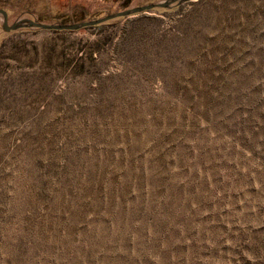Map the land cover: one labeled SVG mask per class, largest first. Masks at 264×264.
<instances>
[{
	"label": "rangeland",
	"instance_id": "1",
	"mask_svg": "<svg viewBox=\"0 0 264 264\" xmlns=\"http://www.w3.org/2000/svg\"><path fill=\"white\" fill-rule=\"evenodd\" d=\"M164 1L0 10L72 25ZM2 25L0 264H264V0Z\"/></svg>",
	"mask_w": 264,
	"mask_h": 264
},
{
	"label": "water",
	"instance_id": "2",
	"mask_svg": "<svg viewBox=\"0 0 264 264\" xmlns=\"http://www.w3.org/2000/svg\"><path fill=\"white\" fill-rule=\"evenodd\" d=\"M195 1V0H167L164 2H157L154 4L145 5L142 7L130 8L124 11L108 15L106 17L100 18L98 20L89 21V22H81L72 25H60V24H44L33 20L22 19L14 22L9 25L8 23V15L5 11L0 10V17H2L3 25L2 29L4 32H16L19 30H40V31H66V32H77L86 28L96 27L100 25L107 24L109 22L118 20V19H126L138 16L140 14H145L151 12L156 9H164L170 10L175 7H178L186 2Z\"/></svg>",
	"mask_w": 264,
	"mask_h": 264
},
{
	"label": "trees",
	"instance_id": "3",
	"mask_svg": "<svg viewBox=\"0 0 264 264\" xmlns=\"http://www.w3.org/2000/svg\"><path fill=\"white\" fill-rule=\"evenodd\" d=\"M112 1H114V2H119L120 0H112Z\"/></svg>",
	"mask_w": 264,
	"mask_h": 264
}]
</instances>
